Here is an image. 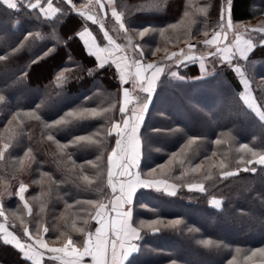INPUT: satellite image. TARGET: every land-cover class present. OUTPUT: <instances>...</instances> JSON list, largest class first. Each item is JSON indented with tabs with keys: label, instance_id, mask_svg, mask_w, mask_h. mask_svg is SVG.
Instances as JSON below:
<instances>
[{
	"label": "trees",
	"instance_id": "16d2710c",
	"mask_svg": "<svg viewBox=\"0 0 264 264\" xmlns=\"http://www.w3.org/2000/svg\"><path fill=\"white\" fill-rule=\"evenodd\" d=\"M113 1L127 34L111 16L107 4L104 9L97 5L89 10L86 5L90 0H73L78 11L96 17L97 24H92L70 11L62 0H53V6L61 11L51 18H45L39 9L28 8L27 0H16L18 9H9L0 0V36L4 37L0 54L10 52L11 46L29 32L41 37H30L19 54L0 61V94L5 96L0 102V150L5 143L10 145L0 159V210L4 212L0 224L4 222L22 242L31 243L23 227L37 238L38 225L39 236L49 245H64L69 236L81 245L85 234L94 232L92 217L96 213V207L84 202H106L105 194L111 195L106 158L115 146V135L106 138L103 184L96 176L97 169L86 163L99 155L95 146H76L71 141L97 129L106 130L120 119L122 86L115 65L106 62L100 67L77 32L88 27L97 45L109 52L113 46L109 48L103 37L107 31L129 60L142 51L145 63L161 64L171 53L218 31L220 10L225 6L224 0ZM231 20L234 26H248L256 20L253 26L264 28V0H231ZM145 28L149 34L139 37ZM262 35L251 31L248 39L253 49L245 59L235 58L232 65L241 68L264 111ZM129 37L132 44L141 46L139 51L133 52ZM195 46L203 51L200 43ZM45 52L50 54L31 63ZM211 61L212 66L206 67L209 73L202 78H197L201 77L197 61L172 65L161 76L145 114L140 132L142 157L136 172L142 179L172 182L178 189L175 196L137 189L132 222L142 239L133 264H264V253L259 251L264 248V166L247 165L249 159L259 156L241 147L248 144L252 151L264 153V121L241 100L242 86L233 67L214 57ZM171 71L177 72V79ZM83 107L109 111L102 117L73 120L54 129L46 127ZM17 113L20 115L13 119ZM31 113L39 115L40 120ZM48 135H54V139L49 141ZM189 140L194 141L190 146ZM62 144L69 146L61 148ZM81 164L85 165L83 172ZM197 165L199 170L192 171ZM245 166L256 168V172L243 171ZM237 170L238 175L222 178L224 171ZM85 174L94 181L92 185L83 181ZM20 184L26 186L24 197L31 214L18 199ZM190 184H203L205 190L190 191ZM212 200L220 201V207L215 208ZM175 220L180 223L171 227L170 222ZM151 221H157L152 228L142 227ZM44 228L48 229L46 233ZM81 228L83 232L77 231ZM0 264L32 263L0 236ZM42 264L58 263L45 259Z\"/></svg>",
	"mask_w": 264,
	"mask_h": 264
},
{
	"label": "snow or ice",
	"instance_id": "6c2138e0",
	"mask_svg": "<svg viewBox=\"0 0 264 264\" xmlns=\"http://www.w3.org/2000/svg\"><path fill=\"white\" fill-rule=\"evenodd\" d=\"M23 2V0H21ZM63 3L70 6V11L75 12L78 16L91 21L92 24H97L96 17L84 11H78L73 0H62ZM227 5V9L222 5L220 10V19L217 24L219 31H214L211 39H205L203 43L206 46L212 45L214 42L217 44L216 52L211 53L210 55L222 54V59L227 60L228 63H232L234 58L244 57L246 58V52L250 49H253V43L249 40H242L239 32L235 35L233 41H230L220 47L221 41H227L228 30L232 29L233 22L231 20V0H224ZM3 3L7 5L9 9H18L16 0H3ZM97 5L100 9L106 7L105 0H96ZM46 4V7H45ZM112 7L111 16L114 20L119 23V27L122 30H125L127 34V29H125V22L122 21L121 14L115 10V7L111 4L108 5ZM27 7L36 10L39 9V12L45 18H51L52 14L59 13L60 8L53 6V0H44V3H41V0H27ZM101 29L104 28L103 24H100ZM249 31V30H245ZM250 31L264 33V29H252ZM149 34V29L145 28L143 31L138 33L139 37L143 38ZM77 37L81 39L85 45L88 47V40L85 38L91 36L92 33L89 31L88 27H84L81 31L77 32ZM207 36V33H205ZM41 38L39 33L35 35L31 32L27 33L22 37V40L18 41L16 45L11 46L10 52H4L0 54V61H6L10 58H14L24 49V42L29 40V38ZM103 37L109 45L113 46L114 52L119 53L122 51L121 46L115 44L112 40V37L107 31L103 32ZM4 37L0 36V40H3ZM129 43L133 49V52L139 51L141 46L139 44H132L131 38L129 37ZM260 46H264V35L261 36L259 41ZM195 48V45H188V52L181 50L180 53L173 52L170 56L166 57L167 61L173 63H178L179 65H185L189 61L195 62L197 57L190 55L191 50ZM234 48V50H233ZM160 49L157 48L156 51ZM104 51L103 48L97 46L95 52L89 50L88 54L95 56L99 61L101 59L100 53ZM227 53V55H223ZM49 52H45L41 57H37L31 61V63H38L41 58L49 55ZM142 51L139 53V57H133L130 64H124V67L121 68L119 61L125 60V56H120L119 61L114 60L113 63L116 64L117 69L119 70V79L121 84H127L131 81L133 90L136 88L139 89L140 93L144 95L136 97L135 105L129 109L128 105L132 104V93L129 88L122 89V101L119 106L120 119L111 123L110 127L106 130L97 129L95 132L89 135H78L73 138L71 144L79 146L82 143L95 146L99 155L96 156L95 161H87L88 165H91L92 168L97 169L96 176L100 179V183L103 184V173H104V158H105V149H106V138L109 136L115 135V147L111 149V152L107 154V187L111 189V195L106 196V202L104 200H88L84 203L96 207L95 216L92 217L96 223L99 225L95 228V232H87L85 238L80 247L76 245L73 239L69 236L66 239V243L63 247H49L43 238H39V233L41 231L40 227L37 225L35 232L37 238L33 237L32 232H30L28 227H23V234L27 236L31 243L21 242L20 238L11 233H5V225L0 224V236H3L4 243L15 242V247L24 253V258L28 260H33L34 264H41V259L43 253L28 255L27 249L33 247L38 249H45L48 253L51 254V259L59 260L61 264H84V258L90 257L91 264H133L134 254L138 253L141 250L140 245L137 241L142 239L141 232L138 228L133 227L132 215H133V198L136 196L138 188L151 189L157 192H164L167 195L175 196V185L168 184L165 180H146L142 179L139 172H134L133 169H138L140 166V161L142 157V141H141V126L143 125L145 114L148 112L150 103L153 99V95L157 91L158 84L161 82V75L166 74L169 71L167 64H157V63H145L142 59ZM175 58V59H174ZM103 67V64L100 65ZM134 68V71L132 69ZM199 68L201 71V77L206 74V67L203 58H200ZM127 69L128 71H125ZM235 71H240L237 66ZM27 75V73H23ZM170 75L172 77L177 76L176 71H171ZM243 75V73H241ZM181 80H184V77H180ZM247 83V80L244 81ZM5 101V96L0 94V102ZM247 102V101H246ZM115 108V105L111 106ZM249 107H252V104L249 103ZM108 108L98 109L97 107H83L75 111H70L65 113L60 119L54 121L53 124H48L46 127L49 129L57 128L59 125H68L73 122V120H85L89 117H102L104 113L108 112ZM256 114L259 116L261 121H264V111L255 109ZM20 114L17 113L13 119H16ZM34 115L36 120H40L39 115ZM159 132L160 130H155ZM173 131H176L175 129ZM47 139L52 141L54 135H48ZM194 141L189 140L188 145L190 146ZM216 143H220L219 140ZM68 144L60 145L61 148H67ZM242 149H247L252 156H259L258 159L247 161V165H256L264 166V153L258 154L257 152L252 151L249 148L248 144H243ZM10 148L8 143L3 144V149L0 150V159L4 158V153ZM28 152H31V149H28ZM68 159H72L71 153L68 154ZM75 163V162H73ZM171 163V160L169 161ZM183 165V161H181ZM224 165L221 164V168ZM81 171L83 172L85 165H80ZM200 165H197L196 168H193L192 171H198ZM155 171V170H153ZM243 171L256 172V168H249L245 166ZM239 174L237 171H224L222 173V178H227ZM83 181L87 182L88 185H92L94 181L89 178L88 175L82 176ZM190 191L196 190L199 192H204L203 184H190L188 185ZM26 191V186L20 184L17 196L20 201H24V193ZM79 203V202H77ZM213 204L216 206L220 205V201H213ZM24 208L28 209L29 214H31V208L28 204L23 205ZM4 216L3 210H0V217ZM87 223V221L85 222ZM157 223V221H151L146 225L148 228H152V225ZM180 223L179 220L171 221L170 226L175 227ZM48 229L44 228L43 232H47ZM77 231L83 232L84 229H77ZM191 231V229H190ZM7 237H11L9 240ZM203 243L210 245L211 241H204ZM220 245H217L219 247ZM261 253H264V248L259 249ZM37 255L40 258H37ZM253 256L256 255V252L252 253Z\"/></svg>",
	"mask_w": 264,
	"mask_h": 264
},
{
	"label": "rangeland",
	"instance_id": "374dc122",
	"mask_svg": "<svg viewBox=\"0 0 264 264\" xmlns=\"http://www.w3.org/2000/svg\"><path fill=\"white\" fill-rule=\"evenodd\" d=\"M96 7L97 6V3H96V0H90V4L89 5H86V7L89 9V7ZM225 9H227V5L225 4ZM90 10V9H89ZM257 22L258 21H253V22H251L250 23V25H248V26H246V25H237V26H234L233 25V27H232V29H230V30H228V34H227V41H221L220 42V47H224V45L226 44V43H228V42H230V41H233L234 40V38H235V35L237 34V32H239V34H240V36H241V39L242 40H249L248 39V34L249 33H251V31L250 30H252V29H264V28H262V27H254L253 25H255V24H257ZM249 30V31H245V30ZM219 31V30H218ZM258 32V31H257ZM213 33H214V31H212L211 32V34H210V37L208 38V39H211L212 38V36H213ZM259 34H264V33H260V32H258ZM90 38H91V46H89V47H85V49H86V51H87V53L89 52V50H91V51H96L97 50V42L95 41V39H94V37H93V35H91V36H89ZM126 39H128V38H126ZM203 39H200L199 41H197L196 42V44L195 45H197V44H199L200 43V45L202 46L200 49H202L203 51H200L196 46H195V48H193L192 50H191V52L189 53L190 55H192V56H195V57H197V59H196V61L198 62V64L200 63V58H203V60H204V63H205V67H209V66H212V61H211V59H212V57H214V58H216V59H218V61L217 62H219V63H224V64H226L228 67H233V69H235L237 66H235L234 64L232 65V63H228L227 62V60H223L222 59V54H217V55H215V56H213V55H210L211 53H215L216 52V48H217V44L214 42L212 45H209V46H206L204 43H203ZM253 43V42H252ZM109 46V48L112 46V45H108ZM129 49V48H128ZM130 51H132L131 49H129ZM181 50H184V51H186V52H188V45H185L184 47H183V49H181ZM181 50H177V51H175L176 53H180V51ZM233 50H234V48H233ZM251 50L252 49H250V50H248L247 52H246V57L248 56V54L251 52ZM102 53H104V57H105V61H107V62H110V63H113V61L114 60H118L119 61V58H120V56H125L126 57V59L125 60H122V61H119L120 62V64H121V68H123L124 67V64H126V63H128V64H130L131 63V60H129L128 58H127V56L125 55V54H123V53H121V52H119V53H116V52H114V49L112 50H110L109 52H104V51H102ZM171 55V54H170ZM169 55V56H170ZM223 55H227V53H224ZM107 58V59H106ZM175 59V58H174ZM235 59V58H234ZM234 59L232 60V62L234 61ZM236 59H245L244 57H238V58H236ZM97 60V59H96ZM101 61H104V59H101ZM99 64H104V63H102V62H100V61H97ZM167 62V63H166ZM150 63H152V62H150ZM188 63H193L192 61H190V62H188ZM114 65H115V68L117 69V67H116V64L115 63H113ZM161 64H167L168 65V68H170V67H172V65L173 66H178L179 64L178 63H173V62H171V61H163ZM239 69H240V71H235L236 72V75L238 76V78H239V81H240V83H241V86H242V92H241V94H240V98H241V100L243 101V103L245 104V106L250 110V111H252L258 118H259V116L256 114V111H255V109H257V108H259V105H258V103L256 102V100L254 99V94H253V91H252V89L250 88V84H249V82H248V80H247V78L245 77V75L243 74V75H241V73H243L242 72V70H241V68L239 67ZM125 71H128L127 69H124ZM207 71V73H209L208 71V69H206ZM132 71H134V68L132 69ZM202 71V70H201ZM117 72H118V76H119V70L117 69ZM163 75V74H162ZM161 75V76H162ZM173 79H177V76L176 77H173ZM245 80H247V83H244V81ZM177 81V80H176ZM119 82H120V79H119ZM120 84H121V82H120ZM121 98H120V101H122V89L123 88H129V90L131 91V93H132V104H129L128 105V107H129V109H131L134 105H135V103H136V97L137 96H141V95H144L143 93H140L139 92V89L138 88H136L135 90H133V86H132V83H131V81H129V83H127V84H121ZM247 101V102H246ZM121 103V102H120ZM249 103H251L252 104V107H249ZM259 110H260V108H259ZM115 147V146H114ZM133 171L134 172H136L137 171V169H133ZM168 182V181H167ZM169 183H172V182H169ZM174 184V183H173ZM176 185V184H175ZM177 186V185H176ZM178 187V186H177ZM187 188H188V186H187ZM189 189V188H188ZM213 201H218V200H212V205L215 207V208H219L220 207V205L219 206H216L215 204H213ZM21 203L24 205L25 203H27V201L24 199V201H21ZM221 203V202H220ZM28 204V203H27ZM29 206V205H28ZM29 208H30V206H29ZM25 210H26V212H27V214H29V212H28V209H26L25 208ZM1 224H4L5 225V223L4 222H2ZM97 223H96V221H95V227H94V232H95V228L97 227ZM5 229H7V226L5 225ZM8 230V229H7ZM93 232V233H94ZM39 238H43L42 237V235H40L39 236ZM44 239V238H43ZM22 242V241H21ZM45 242L48 244V246L49 247H57V248H59V247H63L64 245H53V244H51V245H49V243L45 240ZM26 243V242H25ZM78 247H80L81 245H77ZM33 248H35V247H33ZM33 248H31V249H29V250H32ZM36 249V248H35ZM43 253H44V256H45V258L43 259V260H45V259H50V260H53V259H51L50 257H51V254L50 253H48L45 249H40ZM29 252H31V251H29ZM84 259H88V257H85ZM54 261H56L58 264H61V262L59 261V260H54ZM262 264V263H261Z\"/></svg>",
	"mask_w": 264,
	"mask_h": 264
},
{
	"label": "crops",
	"instance_id": "0c3cea01",
	"mask_svg": "<svg viewBox=\"0 0 264 264\" xmlns=\"http://www.w3.org/2000/svg\"><path fill=\"white\" fill-rule=\"evenodd\" d=\"M2 2H3V0H1ZM105 4H107V7L109 8V11H110V13H111V11H112V7H109L108 5L109 4H111L112 6H114V1L113 0H105ZM87 40H88V47L89 46H91V38L89 37V36H87V37H85ZM81 40V39H80ZM81 42L83 43V41L81 40ZM83 45H84V43H83ZM85 46V45H84ZM90 48V47H89ZM93 52H95V50L93 51ZM100 56H101V59H104V61H101V59L99 60L100 62H102V63H106L107 61H105V57H104V53H100ZM95 57V56H94ZM96 58V57H95ZM107 59V58H106ZM98 61V60H97ZM190 62V61H189ZM168 184H172V185H175V184H173V183H169V182H167ZM176 186V185H175ZM177 189H178V187L176 186L175 187V192L177 191ZM99 225H97V227H98ZM133 227H135L134 225H133ZM137 228V227H136ZM7 233H11L9 230H7V229H5V233L3 234V235H6ZM12 234V233H11ZM13 235V234H12ZM9 240L11 239V237H7ZM1 239H2V241L4 242V240H3V236H1ZM139 242L140 241H137V243L139 244ZM6 244H9V245H11V246H13L15 249H17L16 247H15V242L13 241L12 243H6ZM20 253H21V255H22V257L24 258V253H22L19 249H17ZM29 251H31V252H29ZM42 251L40 250V249H38V248H33L32 250H29V249H27V253H28V255H33V254H38V253H41ZM43 253V252H42ZM45 253V252H44ZM44 253H43V257L42 258H40L38 255H37V258H40L41 259V264H42V262H43V259L45 258V256H44ZM135 255V254H134ZM25 259V258H24ZM25 260H27V261H29V262H31L32 264H34V261L33 260H28V259H25ZM84 264H91V258L90 257H88V259H84Z\"/></svg>",
	"mask_w": 264,
	"mask_h": 264
}]
</instances>
